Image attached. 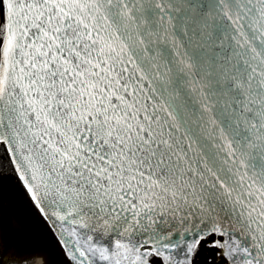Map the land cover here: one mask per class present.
Wrapping results in <instances>:
<instances>
[{"label": "snow or ice", "instance_id": "snow-or-ice-1", "mask_svg": "<svg viewBox=\"0 0 264 264\" xmlns=\"http://www.w3.org/2000/svg\"><path fill=\"white\" fill-rule=\"evenodd\" d=\"M5 180L63 264H264V0H0Z\"/></svg>", "mask_w": 264, "mask_h": 264}, {"label": "water", "instance_id": "water-1", "mask_svg": "<svg viewBox=\"0 0 264 264\" xmlns=\"http://www.w3.org/2000/svg\"><path fill=\"white\" fill-rule=\"evenodd\" d=\"M4 192L0 206V243H3L6 254L12 256L41 251L53 252L60 256L53 264H63L64 257L47 226L21 204L8 180L4 181ZM207 255L204 252L201 260Z\"/></svg>", "mask_w": 264, "mask_h": 264}, {"label": "bare ground", "instance_id": "bare-ground-1", "mask_svg": "<svg viewBox=\"0 0 264 264\" xmlns=\"http://www.w3.org/2000/svg\"><path fill=\"white\" fill-rule=\"evenodd\" d=\"M41 253H43L44 255L47 256L49 264H53L54 260L57 259V257L60 258L58 253L55 254L53 252H42V251H41ZM41 264H42V262H41Z\"/></svg>", "mask_w": 264, "mask_h": 264}]
</instances>
